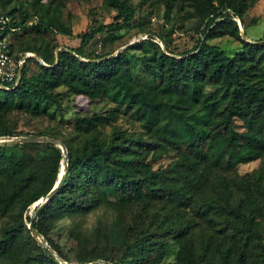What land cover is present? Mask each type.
Wrapping results in <instances>:
<instances>
[{
  "label": "trees",
  "instance_id": "1",
  "mask_svg": "<svg viewBox=\"0 0 264 264\" xmlns=\"http://www.w3.org/2000/svg\"><path fill=\"white\" fill-rule=\"evenodd\" d=\"M12 1L0 0V9L26 32L31 15L20 3L11 5ZM39 2L29 4L36 9ZM183 2V19L204 11L197 25L200 35L188 50L174 52L165 44L163 51L155 45L159 54L151 60L143 58L153 80L147 85L132 76L131 47L108 57L110 52L86 51L96 34L112 36L130 27L135 11L129 0H103L116 12L114 17L81 33L77 47L56 51L59 45L43 37L15 39L14 51L35 53L45 65L26 57L18 83L0 88V139L21 141L31 134L17 129L16 113L29 117L61 113L62 94L55 91L59 87L89 101L109 98L113 103L108 110L75 118L72 135L62 136L51 127L34 131L59 140L66 150L60 187L45 204L33 208L31 220L66 263L264 264V167L252 174V184L218 175L215 188L211 181L216 170L232 172L239 164L264 157V36L254 42L240 38L236 19L244 25L246 0ZM172 4L164 0L166 18ZM58 11L54 6L55 19ZM43 25L51 23L40 17L31 23L29 33ZM225 35L241 44L233 55L207 42ZM29 61L37 66L30 75ZM124 111L139 123L140 134L116 124ZM100 126H110L109 133L102 134ZM161 153L169 161L155 166ZM62 155V149L49 142H0V217H4L0 264H66L31 236L27 214L56 184ZM97 187L111 194L105 203L116 214L97 239L73 232L76 253L71 260L51 240L50 231L60 219L93 210ZM155 201L168 207L149 221L139 208L128 220L123 215L127 207H147ZM197 218L211 223L213 232L195 235ZM193 237H198L196 249ZM170 254L173 260L167 261Z\"/></svg>",
  "mask_w": 264,
  "mask_h": 264
},
{
  "label": "rangeland",
  "instance_id": "2",
  "mask_svg": "<svg viewBox=\"0 0 264 264\" xmlns=\"http://www.w3.org/2000/svg\"><path fill=\"white\" fill-rule=\"evenodd\" d=\"M171 1L173 2L172 12L166 18L164 0H147L145 2L143 0H129L135 11V17L130 27L114 33L112 36L106 33L96 34L87 45L86 51L94 55L110 52L107 55L108 57L131 47L128 55L132 64V76L134 80L145 85L153 82L150 74L151 70L143 58L151 60L159 54V49L155 45H158L163 51H165V44L174 52L188 50L195 45L200 35V27L197 25L199 19L204 15V11L200 9L192 18L183 19L180 16L183 11L180 5L186 7V4L183 0ZM246 1L248 2V7L244 14V25L242 26L238 19L236 21L240 30V38L254 42L264 36V0ZM16 2L20 3L24 9H27L31 16L30 21L26 25V32L22 33V29H18L14 34L15 39L33 36L31 38H35L37 41V38L43 37L45 40L56 42L59 45L55 48L56 51L62 47H77L80 41L78 36L81 33L88 32L91 27H95L98 23L110 22L116 13L112 9L107 8L103 4V0H40L36 9H32L29 4L30 0H13L11 5ZM54 6L59 9L57 19L51 15ZM46 8H48V13L45 12ZM40 17L49 19L51 25H43L39 31L33 30L32 34L29 33L32 31L31 23L38 21ZM207 42L218 45L228 55L235 54L241 48L239 40L228 35L208 39ZM33 54V57L42 64V60L35 53ZM36 71L37 66L35 62L29 61L27 63V73L30 75ZM55 91L62 94L61 113H56L53 117L45 115L29 117L21 113L14 115V118L17 119V129L31 133L27 138L36 136L34 131L46 127H51L62 136L72 135L73 121L75 118L89 116L93 113L108 110L113 106L109 98L104 101H89L83 95H71L63 87H59ZM113 94L111 92L110 96L112 97ZM116 124L133 134L141 133L139 123L132 117L130 112L124 111V114L120 115L117 119ZM98 129L102 134H108L110 126H100ZM141 136L148 140L146 134L142 133ZM19 137H23V135ZM17 140V137L0 139V141ZM147 155L150 157L151 153ZM263 158L249 163L239 164L232 172L216 170L211 175L213 186L216 188L215 184L217 183L218 175L223 176L226 180H230V176H234L244 184H252L249 182L252 180V174L259 171V169L262 170L264 167ZM168 161L169 156L161 153V157L157 159L155 166H165ZM63 166L64 164L61 162L59 174H62ZM229 186L233 188L231 183H229ZM237 195L238 193L235 192V196ZM108 199H112V196L107 189L104 187L93 188L92 201L97 205L93 210L84 215L60 219L55 223L49 236L69 259L74 260L76 253V240L74 239L73 232L77 231L78 235L97 239L100 237L101 232L112 222L116 212L111 206L105 203ZM33 206L34 204L27 211L30 217L34 214ZM167 207L168 204L155 201L151 202L147 207H127L124 209L123 215L128 220L134 210L139 208L140 212L146 217V220L149 221L154 214L165 211ZM191 213V211H188L187 215L191 216ZM3 219L4 217H0V222ZM197 219H199L200 223L195 228V235L201 232H213L214 228L211 223L207 224L200 220V218ZM261 221L263 222L264 219H261ZM41 238L43 239V237ZM197 238L193 237L194 249H196L198 244ZM221 239L225 241V238L222 237ZM172 249L174 250L175 246ZM171 260H173V254H170L167 259V261ZM96 261L102 260H94L88 263Z\"/></svg>",
  "mask_w": 264,
  "mask_h": 264
},
{
  "label": "built area",
  "instance_id": "3",
  "mask_svg": "<svg viewBox=\"0 0 264 264\" xmlns=\"http://www.w3.org/2000/svg\"><path fill=\"white\" fill-rule=\"evenodd\" d=\"M14 19L0 9V88L8 89L18 83L28 52L14 51L15 32L19 29Z\"/></svg>",
  "mask_w": 264,
  "mask_h": 264
},
{
  "label": "water",
  "instance_id": "4",
  "mask_svg": "<svg viewBox=\"0 0 264 264\" xmlns=\"http://www.w3.org/2000/svg\"><path fill=\"white\" fill-rule=\"evenodd\" d=\"M56 54V58H57V52ZM30 56V55H29ZM34 56V54L32 55ZM43 65H45V63L43 61H41ZM23 141H27V142H49V143H53L56 144L57 146H59L62 149L63 155H62V162L64 164L63 166V172L62 174L58 173V177H57V181L56 184L53 186V188L49 191V193L45 196L39 199V203H37L36 205H34L33 207L37 206H41L43 204H45L48 200L51 199V197L54 195V193L57 191V189L60 187L61 181L65 176V172H66V166H67V155H66V150L64 145L59 142L57 139H54L52 137H47V136H42V135H36V136H32L29 137L25 140H21V141H0V142H23ZM34 214L30 217V221L28 223V229L31 233V236L37 241L38 244L47 247V249L53 254V256H55L57 259L60 260V258L58 257L57 253L47 244L46 241H44L41 236L37 233V231L33 228L31 220L33 218ZM61 262H64L62 260H60ZM65 263V262H64ZM111 264L110 262L107 261H96V262H91L88 264Z\"/></svg>",
  "mask_w": 264,
  "mask_h": 264
},
{
  "label": "bare ground",
  "instance_id": "5",
  "mask_svg": "<svg viewBox=\"0 0 264 264\" xmlns=\"http://www.w3.org/2000/svg\"><path fill=\"white\" fill-rule=\"evenodd\" d=\"M28 53H29L28 55H30V56L33 55V53H31V52H28ZM38 202H39V201L35 202L34 205H36Z\"/></svg>",
  "mask_w": 264,
  "mask_h": 264
}]
</instances>
